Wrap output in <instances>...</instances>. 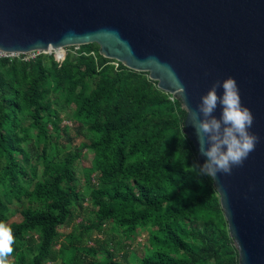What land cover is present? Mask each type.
<instances>
[{"label": "trees", "instance_id": "1", "mask_svg": "<svg viewBox=\"0 0 264 264\" xmlns=\"http://www.w3.org/2000/svg\"><path fill=\"white\" fill-rule=\"evenodd\" d=\"M69 49L78 52L62 60L0 61V222L16 241L8 264H239L180 101L97 45ZM88 208L78 234H62ZM143 233L146 254L131 259Z\"/></svg>", "mask_w": 264, "mask_h": 264}, {"label": "water", "instance_id": "2", "mask_svg": "<svg viewBox=\"0 0 264 264\" xmlns=\"http://www.w3.org/2000/svg\"><path fill=\"white\" fill-rule=\"evenodd\" d=\"M88 45L180 101L200 165L187 108L217 80H236L259 140L242 166L212 179L239 264H264V0H0L1 52Z\"/></svg>", "mask_w": 264, "mask_h": 264}, {"label": "clouds", "instance_id": "3", "mask_svg": "<svg viewBox=\"0 0 264 264\" xmlns=\"http://www.w3.org/2000/svg\"><path fill=\"white\" fill-rule=\"evenodd\" d=\"M222 88V94L217 90ZM184 93V92H183ZM219 118L214 113L217 107ZM187 108V107H186ZM191 126L195 130L199 153L206 158L198 166L201 175L215 177L217 173L231 174L233 167H240L249 154L255 150L259 138L249 132L254 117L242 105L236 80L228 77L217 80L195 110L187 108ZM13 230L0 222V264H8V257L14 252Z\"/></svg>", "mask_w": 264, "mask_h": 264}, {"label": "rangeland", "instance_id": "4", "mask_svg": "<svg viewBox=\"0 0 264 264\" xmlns=\"http://www.w3.org/2000/svg\"><path fill=\"white\" fill-rule=\"evenodd\" d=\"M78 52L77 49H64V50H49L47 51L46 55H54L56 56L57 59H63V57L65 55H67L68 53H71L73 55H76ZM116 62L113 63V65H115ZM70 126H72L70 124ZM72 136H74V134H72ZM87 140V139H86ZM83 137L80 139H74L73 143L68 145V148H75L78 147L82 142L86 141ZM66 143V142H63ZM92 162V154L90 153H86V155L84 156V159L79 162L78 164V179H79V187L84 191L87 189L86 185H87V174H86V170L88 168H90V164ZM94 178V176H93ZM86 207H90L89 202H87V204H85ZM90 210L89 208L86 210L85 214L83 215V217L79 220H76L75 222H72L71 224L67 225L66 227H63L60 229V231L62 232V234H66L67 236H69L70 234H78V232L80 231L79 227L82 224V222L84 223V218L88 217L90 215ZM93 238H101L103 239L104 236L103 235H99L97 232L93 234ZM147 241H148V234L147 233H143L141 236H139L136 240V242H134L133 246H132V253H131V259L132 258H141L142 256H144L146 254V246H147ZM90 245H92L93 243H89ZM53 264V263H52ZM54 264H62L61 262L58 263H54Z\"/></svg>", "mask_w": 264, "mask_h": 264}, {"label": "built area", "instance_id": "5", "mask_svg": "<svg viewBox=\"0 0 264 264\" xmlns=\"http://www.w3.org/2000/svg\"><path fill=\"white\" fill-rule=\"evenodd\" d=\"M42 53H46V52H34V53H30L28 55H19V54H9V53H4L0 51V61L3 59H20L22 56H25V60L29 61L31 59H34L37 55H40ZM117 69L119 68V62H116V64L114 65ZM172 101H174V98H171Z\"/></svg>", "mask_w": 264, "mask_h": 264}, {"label": "bare ground", "instance_id": "6", "mask_svg": "<svg viewBox=\"0 0 264 264\" xmlns=\"http://www.w3.org/2000/svg\"><path fill=\"white\" fill-rule=\"evenodd\" d=\"M33 130V129H32ZM13 160V159H12ZM14 161V160H13ZM101 190V189H100ZM103 191V190H102ZM175 241V240H174ZM177 243H178V241H177ZM174 244V243H173ZM174 246V245H173Z\"/></svg>", "mask_w": 264, "mask_h": 264}]
</instances>
